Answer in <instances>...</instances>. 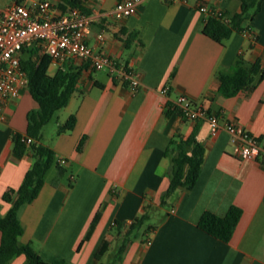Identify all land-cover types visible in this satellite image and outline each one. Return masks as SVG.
<instances>
[{
	"label": "crops",
	"instance_id": "crops-1",
	"mask_svg": "<svg viewBox=\"0 0 264 264\" xmlns=\"http://www.w3.org/2000/svg\"><path fill=\"white\" fill-rule=\"evenodd\" d=\"M15 1L0 0V7ZM49 1L60 10L71 7L70 1L83 7L92 18L88 43L108 52L119 67L131 65L141 85L133 91L119 72L97 70L78 57L63 64L51 61V74L74 67L81 75L69 103L50 120L56 123L48 134L50 122L43 127V142L55 149L58 165L48 170L37 198L19 209L20 240L47 261L63 257L71 264H94L97 253L98 264H264V164L237 157L229 133L213 134L206 119L165 111L172 99L186 93L223 121L241 123L264 137V79L227 96L219 91L218 75L241 57L249 64L260 59L264 67V0L250 22L255 39L235 32L225 43L202 31L209 12L199 9L198 0H144L135 14L123 18L114 13L119 0ZM204 1L209 11L230 13L239 11L242 2ZM131 32L136 37L129 44ZM30 47L45 52L39 43ZM163 87H169L168 95L160 92ZM35 107L27 86L6 103L7 118L0 119L2 215L11 206L4 192L18 188L34 162L30 153H15L13 137L25 133L27 114ZM72 114L74 128L59 132ZM179 133H195L205 158L195 186L177 188L162 204L172 167L165 151ZM233 205L242 214L229 241L199 226L204 212L225 215ZM145 213L149 219L129 234ZM25 259L22 253L9 264Z\"/></svg>",
	"mask_w": 264,
	"mask_h": 264
},
{
	"label": "trees",
	"instance_id": "trees-1",
	"mask_svg": "<svg viewBox=\"0 0 264 264\" xmlns=\"http://www.w3.org/2000/svg\"><path fill=\"white\" fill-rule=\"evenodd\" d=\"M262 1L242 0L241 9L234 13L212 10L207 16L202 31L221 43H225L235 32H253L250 22L260 11ZM68 5L80 7L85 11L75 1H70ZM135 37L136 34L131 32L128 35V43L130 44ZM23 52H27V55H21V64L29 78L28 89L37 102V107L29 110L27 114L25 133L16 132L14 134L13 148L18 155L30 153L34 162L26 172L23 183L18 188L10 187L3 194V200L10 202L11 206L4 215L0 213V264H9L12 258L22 253L26 256L24 264H71L63 257L47 261L31 244L20 240L24 226L19 218V209L23 204L37 198L45 184L48 170L57 161L55 149L43 142V127L50 122L59 109L69 103L81 71L69 67L59 68L51 74L49 66L52 58L49 54L41 52L38 47H30V45L25 46L22 54ZM218 75L220 78L219 91L224 95L233 96L240 90L254 87L258 79H264V67L260 59L249 64L241 57L229 70L220 71ZM165 111L167 115L176 112L171 101L167 104ZM75 124L76 116L72 114L59 126L58 131L71 130ZM25 136L34 138V141L27 143L23 139ZM165 153L171 157L172 167L170 183L163 193L162 204H166L167 199L177 188L191 189L195 186L204 162L205 146L195 133L186 137L179 133L171 138ZM241 214L242 209L236 205L231 206L225 215L206 211L199 220V226L208 233L229 241ZM148 219L147 213L137 217L129 234ZM99 259L100 255L97 253L94 264H98Z\"/></svg>",
	"mask_w": 264,
	"mask_h": 264
},
{
	"label": "built area",
	"instance_id": "built-area-1",
	"mask_svg": "<svg viewBox=\"0 0 264 264\" xmlns=\"http://www.w3.org/2000/svg\"><path fill=\"white\" fill-rule=\"evenodd\" d=\"M144 0H119L114 8L116 17L123 18L135 14ZM168 2L188 0H166ZM200 10L210 12L204 0H198ZM91 15L77 6L60 10L49 0H17L0 7V119L7 118L5 105L18 99L28 86L29 78L21 64L22 50L32 43L44 47L55 63L63 64L73 57L88 60L97 70L119 72L122 81L136 91L141 80L137 71L129 64L119 67L115 59L106 51L95 49L87 41L91 27ZM255 39V34L247 31ZM104 38V33L99 34ZM160 92L169 94V87ZM176 113L191 120L206 119L213 134L226 130L233 146V153L241 159H259L264 164V137H258L243 124L223 121L221 115L208 105L197 102L186 93H179L171 100ZM27 143L34 138L25 136ZM62 159V163H66Z\"/></svg>",
	"mask_w": 264,
	"mask_h": 264
},
{
	"label": "rangeland",
	"instance_id": "rangeland-1",
	"mask_svg": "<svg viewBox=\"0 0 264 264\" xmlns=\"http://www.w3.org/2000/svg\"><path fill=\"white\" fill-rule=\"evenodd\" d=\"M54 71V69H53V67H52V69H51V72H53ZM56 118H54V120H52L51 122H50V124H49V126L47 127V131H46V133L48 134V132H49V129H51V127H52V125H54L55 123H56V120H55ZM57 161L52 165V169H56L57 168ZM67 173V172H66Z\"/></svg>",
	"mask_w": 264,
	"mask_h": 264
}]
</instances>
